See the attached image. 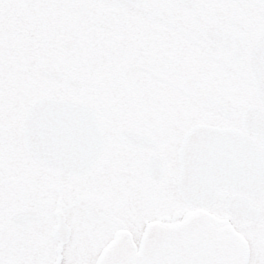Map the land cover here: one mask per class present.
I'll use <instances>...</instances> for the list:
<instances>
[{
	"label": "snow or ice",
	"instance_id": "1",
	"mask_svg": "<svg viewBox=\"0 0 264 264\" xmlns=\"http://www.w3.org/2000/svg\"><path fill=\"white\" fill-rule=\"evenodd\" d=\"M58 56L77 62L59 82ZM148 128L176 161L171 192L152 181L173 207L136 210L130 255L72 264H264V0H0V264H69L40 174H87ZM41 220L51 257L26 242Z\"/></svg>",
	"mask_w": 264,
	"mask_h": 264
},
{
	"label": "flooded vegetation",
	"instance_id": "2",
	"mask_svg": "<svg viewBox=\"0 0 264 264\" xmlns=\"http://www.w3.org/2000/svg\"><path fill=\"white\" fill-rule=\"evenodd\" d=\"M51 22L61 23L56 19H52L49 23ZM15 45H17V41L14 39L12 47ZM13 54L15 55L14 49ZM52 63L55 66L49 72L50 79L59 82L65 80V73L72 72L77 62L72 57L58 56L52 60ZM65 87H91V85L88 83V77L85 76L73 78L66 82ZM137 126H142V124L138 122ZM141 136L151 139L153 143L137 145L131 141L114 142L109 153L94 170L84 175L68 173L70 179L67 182L64 181L63 174L51 170L40 174V179L45 184L58 190L57 199L63 205L58 209V223L63 225L64 231L56 255L66 257L69 264H72L73 261L83 260L86 255L100 258L99 254L111 247H114L122 255H130V244L134 243L136 239H141L143 232L136 238H132L127 228L122 226L118 232L112 233L111 238L100 249L98 245L99 231L95 230L92 233L91 240L87 239L86 233L88 226L98 221L100 212L103 213L102 215L109 213L111 216L117 214L129 216L131 211L135 213L136 208L143 207L148 203H156L161 206V194H158L154 189L152 181L165 177L167 189L171 187V181L176 174V161L173 157L170 159L167 156L166 150L159 143L158 135L147 129ZM171 160L175 163L174 170L170 165ZM9 163L14 170L15 179V170L20 168V161L13 154ZM101 176L107 177L104 183L110 187L113 197H118L119 202L107 203L102 200V195L97 188ZM33 179L35 180L36 177L34 176ZM167 201L169 204V199ZM13 202L15 203V201ZM88 212H91V218L85 216V213ZM131 218L130 216L128 222L125 223L127 226L131 223ZM65 219H67V223H65ZM47 231L46 220L32 224L28 230L26 242L36 243L45 257H51L53 250L49 241L40 236L41 233Z\"/></svg>",
	"mask_w": 264,
	"mask_h": 264
},
{
	"label": "rangeland",
	"instance_id": "3",
	"mask_svg": "<svg viewBox=\"0 0 264 264\" xmlns=\"http://www.w3.org/2000/svg\"><path fill=\"white\" fill-rule=\"evenodd\" d=\"M52 24H54V23H52ZM16 46L17 45L13 46L14 50H16ZM148 129H149V131H152L154 134L158 135L159 143L166 150L167 156L171 159V157H173V156L170 154L168 141L165 138V136L163 134V131L162 130L153 131L152 128H148ZM170 165H171L172 169L174 170L175 163L172 160H171ZM100 178H101L100 179V183L98 184L97 188H98L99 193L102 195V200L104 202H107V203H112V202L114 203V202H117V201L119 202L118 197L117 196L113 197V193H112L110 187L107 184L104 183V181H105V179L107 177H105V176L102 177L101 176ZM167 191H169V192L172 191V184H171V187H169L167 189ZM168 199L169 198L167 196L161 195V199H160L161 206H163V207H173V202L169 199L170 203L168 204V201H167ZM136 210H137V208H136ZM100 213H99V217H98L99 219L97 221L98 223L96 222L94 224H90L88 226V228L86 229V233H87V239L91 240L92 233H94L95 230L99 231L100 240H98V245H99V247L101 249L102 246L105 245L108 242L109 238H111V235L113 233V231L109 227L108 220L114 215L111 216L109 213L106 214V215H102L103 213L102 212H100ZM116 213H117V211H116ZM90 214H91V212L85 213V216H88V217L91 218L92 216ZM129 214L130 215L128 217H130V216L132 217L131 218V223L128 224L130 227L127 226L124 223L116 230V232H118L122 226H125L127 228V230L130 232L131 237L132 238H136L138 235L141 234V230H140V227L135 222V213L131 211Z\"/></svg>",
	"mask_w": 264,
	"mask_h": 264
},
{
	"label": "water",
	"instance_id": "4",
	"mask_svg": "<svg viewBox=\"0 0 264 264\" xmlns=\"http://www.w3.org/2000/svg\"><path fill=\"white\" fill-rule=\"evenodd\" d=\"M49 77H50V75H49ZM143 238H144V235H143ZM217 243L221 247H226V246H228L229 243H233V242L229 241L228 238H223V239L218 240ZM113 249H114V247H111V248L107 249L106 251H112Z\"/></svg>",
	"mask_w": 264,
	"mask_h": 264
}]
</instances>
